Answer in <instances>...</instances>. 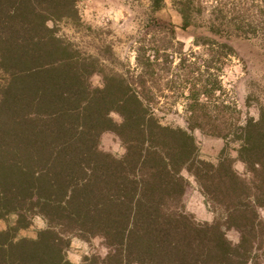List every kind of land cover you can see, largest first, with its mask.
<instances>
[{
    "label": "trees",
    "instance_id": "16d2710c",
    "mask_svg": "<svg viewBox=\"0 0 264 264\" xmlns=\"http://www.w3.org/2000/svg\"><path fill=\"white\" fill-rule=\"evenodd\" d=\"M133 1L144 23L130 67L106 42L108 65L60 33L59 23L94 31L78 0H0V219L16 217L0 230V264H75L72 239L96 237L107 254L80 264H264V106L242 121L228 98L222 76L238 53L223 5L171 1L192 39L185 50L174 25L154 18L164 0ZM169 114L185 126L166 123ZM195 130L226 141L216 162L200 157ZM105 132L123 155L101 148ZM184 172L211 222L186 211ZM35 217L44 227L18 237Z\"/></svg>",
    "mask_w": 264,
    "mask_h": 264
},
{
    "label": "rangeland",
    "instance_id": "374dc122",
    "mask_svg": "<svg viewBox=\"0 0 264 264\" xmlns=\"http://www.w3.org/2000/svg\"><path fill=\"white\" fill-rule=\"evenodd\" d=\"M164 1L165 8L156 13L154 18L173 24L178 39L185 43V50H188L192 39L179 28L181 18L172 7V0ZM207 2L208 12L214 10L220 3L223 5L228 24L224 32L225 39L238 53V56L228 60L224 67L222 80L228 98L242 112V121L247 117L257 118L260 106H264V0H207ZM78 9L85 26H91L94 31L84 28L81 33L83 37H81L65 23H59L57 27L60 33L88 47V53H93V48H96L95 51L102 62L108 65L110 62L106 59L109 57V52L103 44L106 42L111 45L112 53L120 62L134 67L135 53L132 48L134 45L132 37L144 23V8L133 0H78ZM197 33H202V30H198ZM90 82L93 87L101 86V75L94 74ZM114 119L119 121L116 115ZM165 122L174 126H185L181 115L169 114ZM193 135L200 157L216 162L226 141L222 138L203 135L198 130H195ZM100 146L116 157L125 152L119 138L112 132L102 134ZM237 146L236 143L231 144L232 148ZM229 152L235 155L233 151ZM236 168L240 172L243 171V165L239 162L236 163ZM184 176L189 181L183 197L186 211L199 222H211L213 215L205 204L196 182L186 172ZM261 215L264 218V210L261 211ZM15 218L12 215L6 219H0V230L5 229L9 223H13ZM43 227L44 221L40 217H35L29 228L18 232V237L33 238ZM227 236L233 242H237L239 238L234 230L228 231ZM107 252V247L101 238L96 237L90 241L73 238L66 256L72 263L80 264L85 256L95 254L103 258Z\"/></svg>",
    "mask_w": 264,
    "mask_h": 264
}]
</instances>
